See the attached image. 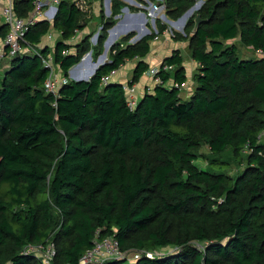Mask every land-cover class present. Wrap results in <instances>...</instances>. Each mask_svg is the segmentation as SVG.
Instances as JSON below:
<instances>
[{"label": "trees", "instance_id": "trees-1", "mask_svg": "<svg viewBox=\"0 0 264 264\" xmlns=\"http://www.w3.org/2000/svg\"><path fill=\"white\" fill-rule=\"evenodd\" d=\"M37 1L16 0L18 16L27 18ZM195 3L166 0L173 20ZM123 6L114 1L113 15ZM57 12L52 26H30L23 43L37 47L60 33L53 58L68 83L57 96L45 90L50 48L0 63V264H43L27 247L50 243L53 264H79L111 237L128 257L107 264H264V56L242 59L229 43L239 38L264 52V0H204L203 22L186 31L199 64L193 96L181 97L188 77L175 50L161 66L175 72L161 69L162 84L134 110L123 86L101 87L102 78L137 59L130 84H138L150 70L151 43L167 28L159 22L157 35L135 44L124 37L107 65L78 82L69 72L90 51L104 53L106 34L97 47L84 38L71 53L86 13L73 0ZM0 31L3 39L9 32ZM203 147L215 157L230 151L241 170L214 172L215 159L212 171L201 169ZM169 248L176 252L156 253Z\"/></svg>", "mask_w": 264, "mask_h": 264}, {"label": "rangeland", "instance_id": "rangeland-1", "mask_svg": "<svg viewBox=\"0 0 264 264\" xmlns=\"http://www.w3.org/2000/svg\"><path fill=\"white\" fill-rule=\"evenodd\" d=\"M62 1V0H61ZM114 1L112 0L110 4V11L111 13L107 11L106 2L107 0H98L94 2H89V0H73V3L78 5L81 10H83L86 13V16L84 18L85 22L87 23L85 27V31H80L77 33L76 37L72 39V41L69 42L70 46H73L77 43H79L82 39L87 38L89 39V44L93 48L97 47L99 40L101 36L106 34V37L104 38L105 42L103 43L104 46V53H105V47L108 53V60H110V55H112V50L110 48L113 46V42L120 43L122 45L126 46V43H121L120 41L123 40L124 37H129L128 44H135L138 42L137 39L140 37L142 31H146V28L150 30V33L158 34V27L157 24L160 22L163 26H165L167 29L164 33L159 34L157 38L151 43L152 44V50L151 52L144 58L145 61L148 62V64L153 63L155 61V58L159 56V54L167 55V53H170L171 50L175 49V47H179L182 52V58L184 62L189 65V67H185V70L187 72L188 82L184 86H182L180 90V94L183 100H189L193 96V92L195 91L197 87V82L195 80V75L199 72V67H196L194 64V59L192 58L191 54V44L190 43V37L191 33H186L187 29L193 26L191 21L196 23V20L199 18V12L204 5V0H195L196 4H198L200 1H203L201 6L197 9L195 8L193 13L190 17L184 18L179 17L178 19H171L170 18V10L167 8L166 0H117L122 3V9L121 13L117 16L113 15V4ZM58 5V4H57ZM189 12V11H188ZM187 12V13H188ZM145 15V18H144ZM201 18V17H200ZM168 20L172 21L173 24H170ZM55 21V20H54ZM54 21L50 22L54 23ZM191 23V25L189 24ZM195 26V25H194ZM193 26V29H194ZM104 33V34H102ZM180 35L184 38L183 41H178L176 36ZM51 37V39L49 38ZM117 38V39H116ZM60 39V33L58 31L52 30L49 35L45 36L42 39L41 44H39L37 47L28 46L23 50V52L27 53H36L38 49H42L44 47H48L51 50L50 56H51V64L55 68V79L60 81L64 78V74L58 64L54 63V48H51L49 46H52V42H56ZM110 42L108 43V41ZM113 41V42H112ZM135 41V42H134ZM108 43V44H107ZM114 43V45L116 44ZM229 43H235L238 46V55L240 58L244 57H250V58H259L257 53H255L251 48L246 47L241 44L240 39H235L232 41H229ZM110 50V51H109ZM75 52V47L73 46L71 48V53ZM104 53L102 55H104ZM91 60L89 61L88 58H86L83 61L87 62H81L82 66L79 68H76L73 71V75H70V79L75 78H86L89 77L93 72L94 69L93 66L98 64V61L102 57V55H98L95 57V53L91 51L90 53ZM189 56V57H188ZM84 59V58H83ZM95 59V60H94ZM10 60H6V63H9ZM107 61V60H106ZM4 62V63H5ZM129 62V63H128ZM128 63V69H135L137 59L133 61H127ZM150 70H157L161 71L160 65H149ZM163 69V68H161ZM176 68H173L171 70L172 73H174ZM148 77L153 79V83H155L154 80V74L148 73ZM135 93L139 97L140 90L137 88L135 89ZM143 93H141L142 95ZM199 155L202 157H199L196 162L197 165L206 171H214V172H222L227 174L228 176L235 175L236 172L241 170L240 165L234 161L232 154L230 151L228 153L221 155V156H214L211 154L208 147H203L198 152ZM205 156V158H203ZM215 159L220 165H214L212 170L209 167V161ZM227 163H230L228 166ZM45 245L40 244L37 246H30L27 247V251L31 253H35L43 256ZM176 252L173 248L169 249H163L158 250L156 253H159L160 255H168L171 253ZM132 257V256H131Z\"/></svg>", "mask_w": 264, "mask_h": 264}, {"label": "built area", "instance_id": "built-area-1", "mask_svg": "<svg viewBox=\"0 0 264 264\" xmlns=\"http://www.w3.org/2000/svg\"><path fill=\"white\" fill-rule=\"evenodd\" d=\"M16 0H0V20L2 19L3 26L7 27V35L0 40V63H4L6 60H12L23 53V50L27 47L23 46L27 33L29 32V27L36 25L40 21L52 22L55 20L57 15L58 5L61 0H38L35 4L34 10L29 14L27 18L19 17L15 10ZM58 4V5H57ZM52 26V23H50ZM51 39V37L49 36ZM74 39V38H73ZM45 48V47H44ZM259 56H264V52L260 51L257 53ZM87 56L83 59L85 60ZM51 56L47 59H43V63L46 68L50 70V75L45 83V90L47 93L57 96L61 85L67 84L68 80L65 78L58 81L55 79V68L51 64ZM161 70V66L159 68ZM164 71L173 70L172 66H164ZM159 72V71H158ZM157 70H149V73L154 74V85L159 87L162 84L161 78H157ZM117 74L114 70L103 77L101 87L107 86L113 77ZM136 86L124 84L123 90L127 96V105L131 110H134L140 102V96L138 97L135 93ZM152 88H146V93H151ZM55 244L50 243L47 247L43 249L42 262L43 264H53L57 256V251H55ZM148 258H154L152 253H147ZM128 256L119 248L118 241L114 238H107L105 240L97 241L92 249H90L82 257L79 264H107L112 260H122L126 259ZM140 256H134L133 260L139 259Z\"/></svg>", "mask_w": 264, "mask_h": 264}, {"label": "crops", "instance_id": "crops-1", "mask_svg": "<svg viewBox=\"0 0 264 264\" xmlns=\"http://www.w3.org/2000/svg\"><path fill=\"white\" fill-rule=\"evenodd\" d=\"M2 19L0 20V30L3 26L2 24ZM2 36H1V31H0V40H1ZM75 38V37H74ZM55 43L56 42H52V46H49L51 48H54L55 46ZM175 50H180L179 47H175V49L171 50L170 53H167V55H164V54H159V56H157L155 58V61L153 63H150L149 65H155V64H163L164 60L171 57L172 53L175 51ZM105 51H106V47H105ZM181 52V51H180ZM181 55H182V52H181ZM189 57V56H188ZM88 60V59H87ZM86 61H83V62H87ZM129 63V62H128ZM128 63H126V65H124V67L118 71V73L114 76V82H117V83H120V84H124V83H129L130 81H132L133 79V74H134V69H128ZM194 65L196 67H199V64L194 61ZM184 66L185 67H189V65H187L186 62H184ZM187 72H186V77H187ZM141 81L136 84L137 88L140 90V94L139 96L141 97L142 99V95L141 93H143L145 91L146 88H153L154 87V83H153V79L152 78H149L148 77V73H146L143 77H141ZM189 79V78H188ZM187 84V83H186ZM185 85V84H184ZM140 99V100H141Z\"/></svg>", "mask_w": 264, "mask_h": 264}, {"label": "water", "instance_id": "water-1", "mask_svg": "<svg viewBox=\"0 0 264 264\" xmlns=\"http://www.w3.org/2000/svg\"><path fill=\"white\" fill-rule=\"evenodd\" d=\"M111 1H112V0H107V2H106L107 11L109 12V14L111 13V11H110V4H111ZM202 3H203V1H200L198 4H196V5H194L192 8H190V11H189L188 13H186V14L183 16L182 19L187 18V17H190L191 14L193 13L194 9H195V8L198 9V8L201 6ZM57 11H58V9H57ZM144 18H145V15H144ZM168 22H169L170 24H173L172 21H169V20H168ZM202 22H203V20H202V19L200 18V16H199V18L196 20V23H195L194 33L197 32V30H198V28H199V25H200ZM150 34H151V33H150V30H149L148 28H146V31H142V32H141V35H140V37L137 38V41H140V39H141L142 37L147 36V35H150ZM116 39H117V38H116ZM88 55H89V58H88V59L90 60V59H91V54H88ZM106 58H107V50L105 51L104 55H102V57H101L100 60L98 61V64H96V65L93 66V68H95V69H94V72H93L89 77H86V78H75L74 80H76V81H78V82H89V81H90V78L94 77V75L96 74V72H97L101 67L107 65V63L104 62V59H106ZM81 65H82V63H79V64H77V65L75 66V68H77V67H81ZM70 73H71V75H73L72 71H71Z\"/></svg>", "mask_w": 264, "mask_h": 264}, {"label": "clouds", "instance_id": "clouds-1", "mask_svg": "<svg viewBox=\"0 0 264 264\" xmlns=\"http://www.w3.org/2000/svg\"><path fill=\"white\" fill-rule=\"evenodd\" d=\"M169 21H170V20H169ZM135 40H137V39H135ZM116 41H117V40H116ZM116 41H115L114 43H116ZM134 42H135V41H134ZM114 43H113V46L110 48V50L114 47ZM110 50H109V51H110ZM90 53H91V51L89 52V54H90ZM108 53H109V52L107 51V58H108ZM86 56H87V58H89V55H88V54H87ZM86 56H85V57H86ZM91 56H92V55H91ZM85 57H84V58H85ZM107 58H106L107 61H104V62H106V63L109 62V60H108ZM90 60H91V59H90ZM90 60H89V61H90ZM104 60H105V59H104ZM81 62H83V59L81 60ZM81 62H80V63H81ZM159 65L162 66V64H159ZM81 66H82V65H81ZM77 68H79V67H77ZM161 68H162V67H161ZM75 69H76V68H75V66H74L73 69L71 70L72 73H73V71H74ZM120 70H121V69H120ZM71 71H70V72H71ZM116 71H117V73H118L119 70H116ZM70 72H69V75H71ZM148 73H149V72H148ZM113 78H114V77H113ZM72 80H74V79H72ZM112 82H114V79L112 80ZM124 84H125V83H124ZM124 84H121V85L124 86ZM127 84L131 85L130 82L127 83ZM132 86H136V84H135V85H132ZM155 88H156V86L154 85V87L152 88L153 90H152L151 93L154 92V89H155ZM142 96H145V92H143ZM140 99H141V97H140Z\"/></svg>", "mask_w": 264, "mask_h": 264}, {"label": "bare ground", "instance_id": "bare-ground-1", "mask_svg": "<svg viewBox=\"0 0 264 264\" xmlns=\"http://www.w3.org/2000/svg\"><path fill=\"white\" fill-rule=\"evenodd\" d=\"M109 42H110V40L108 41V43H109ZM112 42H113V41H112ZM108 43H107V44H108ZM113 43H114V42H113ZM104 61H106V59H105Z\"/></svg>", "mask_w": 264, "mask_h": 264}]
</instances>
